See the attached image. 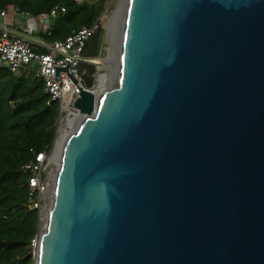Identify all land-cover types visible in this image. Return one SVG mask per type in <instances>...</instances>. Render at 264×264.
Wrapping results in <instances>:
<instances>
[{
    "label": "water",
    "instance_id": "1",
    "mask_svg": "<svg viewBox=\"0 0 264 264\" xmlns=\"http://www.w3.org/2000/svg\"><path fill=\"white\" fill-rule=\"evenodd\" d=\"M120 19L33 264H264V0H125Z\"/></svg>",
    "mask_w": 264,
    "mask_h": 264
},
{
    "label": "trees",
    "instance_id": "2",
    "mask_svg": "<svg viewBox=\"0 0 264 264\" xmlns=\"http://www.w3.org/2000/svg\"><path fill=\"white\" fill-rule=\"evenodd\" d=\"M110 0L77 5L72 0H0V8L17 6L33 17L49 14L55 6L64 15L50 17L47 41L63 40L73 31L98 22ZM102 29L87 42L83 56H100ZM84 85L92 86L97 69L82 65ZM44 84L31 72L12 74L0 67V264H33L31 243L35 240L39 216L27 207L28 173L22 167L38 152L50 151L59 118L58 102L47 104Z\"/></svg>",
    "mask_w": 264,
    "mask_h": 264
},
{
    "label": "built area",
    "instance_id": "3",
    "mask_svg": "<svg viewBox=\"0 0 264 264\" xmlns=\"http://www.w3.org/2000/svg\"><path fill=\"white\" fill-rule=\"evenodd\" d=\"M72 1L77 5H92L97 2V0ZM65 13L66 8L63 6H55L49 14H41L39 17H33L13 4L0 8V67L7 68L14 75L31 72L42 80L44 92L49 96L47 104L51 102L59 104L57 124L60 128L65 126L64 121L66 124L68 118L76 113L73 104L80 90H91L85 87V71L81 72L80 69L89 59L83 56L87 42L100 29L97 22L89 28L73 31L63 40L51 42L45 40V37L50 36L51 28L49 23L45 28L43 17L48 16L50 19ZM9 16H21L25 19L22 34L41 33L42 38L36 41L29 40L15 33L7 22ZM52 164V152L43 151L36 153L34 159L22 167V171L29 174L27 207L36 210L38 216L48 205L44 200L49 197ZM36 243L37 241H32V248H35Z\"/></svg>",
    "mask_w": 264,
    "mask_h": 264
},
{
    "label": "bare ground",
    "instance_id": "4",
    "mask_svg": "<svg viewBox=\"0 0 264 264\" xmlns=\"http://www.w3.org/2000/svg\"><path fill=\"white\" fill-rule=\"evenodd\" d=\"M124 4H125V0H122V3L120 4V6L118 7V12L117 15L114 16L111 19V23L109 22L108 25V30H107V40L110 43V46L108 47V52H109V56L107 59L102 61L103 66L105 65V72L100 73V75L97 78V86L95 87V90H98L100 92L106 90L109 88L110 84H111V77H112V72H113V62L115 59V44H116V39H117V33H118V28L120 26V18L122 16L123 10H124ZM114 19V22H112ZM93 91V90H92ZM94 93L97 95L98 93H96V91H94ZM74 119H70L68 118L67 123L65 124V126H61L60 131H59V137L54 145V148L52 150V157H53V162L55 165V167L52 169V178H51V183H50V191H49V195H50V201L45 209L44 215H43V228H44V224L46 221V213L50 208V204L52 201V189L54 187L55 184V180H56V174H57V168L59 166V162H60V156H61V152H62V147H63V141L65 139V137L71 133L68 127H70L73 123Z\"/></svg>",
    "mask_w": 264,
    "mask_h": 264
},
{
    "label": "rangeland",
    "instance_id": "5",
    "mask_svg": "<svg viewBox=\"0 0 264 264\" xmlns=\"http://www.w3.org/2000/svg\"><path fill=\"white\" fill-rule=\"evenodd\" d=\"M121 3H122V0H110L107 3V5H106V11L103 13V17L99 21V27H100V29H102V33H101V46H100V53L101 54L97 58H89L88 59V62L85 63V65L94 66L97 69V72H96V74L94 76V79H93V82H92V86H90L89 88L91 90H93V92L96 91V93H98V94L100 93V91L95 90V87L97 86V83H98L96 77H97V74L98 73L105 72L106 68H105V65L103 66L102 61L105 60V59H107L108 56H109L108 47L110 46V43L107 40V34H106L107 33V30H108V25H109V22L111 23V19L114 16L117 15L118 7L120 6ZM17 20L19 21L18 26L19 27H22L24 25V20L25 19L24 18H21V16H17ZM112 22H114V19H113ZM85 72H86V70H85ZM63 125H65V121L63 122ZM59 131H60V126H58V124H57L56 135H55V138H54L52 147H51L50 151H48V152H52V150L54 148V145H55V143H56V141H57V139L59 137ZM55 165L56 164H54V162H53V164L51 165L52 169L55 167ZM44 201L46 203H49V201H50V195ZM44 212L40 213V215H39L38 231H37V234H36V237H35V242L37 241V238L39 237V235H41L42 232H43V224L42 223H43V215H44ZM33 251H34V248H32V256L34 254Z\"/></svg>",
    "mask_w": 264,
    "mask_h": 264
},
{
    "label": "crops",
    "instance_id": "6",
    "mask_svg": "<svg viewBox=\"0 0 264 264\" xmlns=\"http://www.w3.org/2000/svg\"><path fill=\"white\" fill-rule=\"evenodd\" d=\"M23 18V17H21ZM14 21H13V20ZM7 22L12 26V30L15 32V33H18V34H21L23 35L25 38H28L29 40H39L40 38H42V34L41 33H37V34H34V35H25V34H22L21 33V30L22 28L24 27V25L22 27H19L18 24H19V21L17 20V16H9L7 18ZM24 24H25V20H24ZM46 40V38H44Z\"/></svg>",
    "mask_w": 264,
    "mask_h": 264
}]
</instances>
